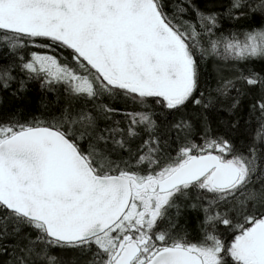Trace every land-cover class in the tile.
<instances>
[{
  "label": "snow or ice",
  "instance_id": "6c2138e0",
  "mask_svg": "<svg viewBox=\"0 0 264 264\" xmlns=\"http://www.w3.org/2000/svg\"><path fill=\"white\" fill-rule=\"evenodd\" d=\"M0 264H264V0H0Z\"/></svg>",
  "mask_w": 264,
  "mask_h": 264
},
{
  "label": "trees",
  "instance_id": "16d2710c",
  "mask_svg": "<svg viewBox=\"0 0 264 264\" xmlns=\"http://www.w3.org/2000/svg\"><path fill=\"white\" fill-rule=\"evenodd\" d=\"M39 91H38V85H33L32 89L30 90L28 94V100L27 101H10V107H16L19 104L25 105V111L26 112H32V111H39L40 110V104H39Z\"/></svg>",
  "mask_w": 264,
  "mask_h": 264
}]
</instances>
